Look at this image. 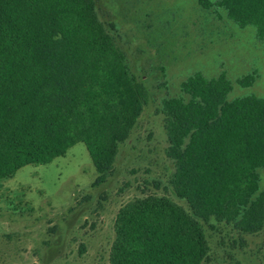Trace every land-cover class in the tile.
Instances as JSON below:
<instances>
[{
    "label": "trees",
    "instance_id": "obj_1",
    "mask_svg": "<svg viewBox=\"0 0 264 264\" xmlns=\"http://www.w3.org/2000/svg\"><path fill=\"white\" fill-rule=\"evenodd\" d=\"M208 6L207 0H201ZM229 19L264 38V0H217ZM255 72L238 79L250 86ZM223 73H194L163 111L172 185L189 209L146 196L118 211L110 264H204L200 220L256 233L264 226V97L228 100ZM99 16L97 0H0V186L83 142L106 181L149 99Z\"/></svg>",
    "mask_w": 264,
    "mask_h": 264
},
{
    "label": "rangeland",
    "instance_id": "obj_2",
    "mask_svg": "<svg viewBox=\"0 0 264 264\" xmlns=\"http://www.w3.org/2000/svg\"><path fill=\"white\" fill-rule=\"evenodd\" d=\"M216 1L97 0L100 18L149 99L104 183L95 184L98 173L83 142L1 183L0 264H110L125 204L165 196L189 209L171 182L163 101L181 95L182 82L194 73H224L233 86L228 100L264 97V38L255 26L229 19ZM253 72L252 85L238 84ZM259 174L264 192V167ZM200 222L210 245L204 264H264V226L251 234L214 219Z\"/></svg>",
    "mask_w": 264,
    "mask_h": 264
}]
</instances>
